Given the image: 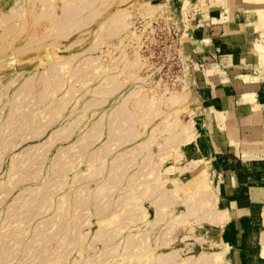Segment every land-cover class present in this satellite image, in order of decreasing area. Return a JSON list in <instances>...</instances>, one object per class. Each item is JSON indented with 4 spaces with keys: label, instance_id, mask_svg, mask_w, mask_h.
<instances>
[{
    "label": "rangeland",
    "instance_id": "rangeland-1",
    "mask_svg": "<svg viewBox=\"0 0 264 264\" xmlns=\"http://www.w3.org/2000/svg\"><path fill=\"white\" fill-rule=\"evenodd\" d=\"M39 1L0 3V264H229L198 229L217 202L206 166L177 159L202 0ZM243 1L264 29V0ZM199 193L212 202L187 214Z\"/></svg>",
    "mask_w": 264,
    "mask_h": 264
},
{
    "label": "crops",
    "instance_id": "crops-1",
    "mask_svg": "<svg viewBox=\"0 0 264 264\" xmlns=\"http://www.w3.org/2000/svg\"><path fill=\"white\" fill-rule=\"evenodd\" d=\"M202 9L187 43L200 67L195 135L177 159L205 164L225 214L221 222L199 226L200 236L227 245L229 264H264V29L252 11L227 0H202Z\"/></svg>",
    "mask_w": 264,
    "mask_h": 264
},
{
    "label": "bare ground",
    "instance_id": "bare-ground-1",
    "mask_svg": "<svg viewBox=\"0 0 264 264\" xmlns=\"http://www.w3.org/2000/svg\"><path fill=\"white\" fill-rule=\"evenodd\" d=\"M70 1V0H69ZM228 1V4H230L231 5V3H232V0H227ZM39 2H41L42 4H44V2L42 1V0H40ZM90 2V1H89ZM247 0H245V1H243V5L244 6H246V4H247ZM255 4V3H254ZM252 5V4H251ZM46 6V5H45ZM254 6V5H253ZM154 7V6H153ZM20 10V9H19ZM82 11H83V5H81L79 2H75V3H73L72 4V6L70 7V9L68 8V7H66V9L65 10H63V19L66 21V22H68V21H71L72 23H75L76 22V19L74 18V17H76V16H78V14H80V13H82ZM69 13V14H68ZM33 14V13H32ZM31 14V16L33 17V15ZM35 14H38L37 12H35ZM19 15H20V12H19ZM35 16V15H34ZM14 18V15H8V16H6V19H13ZM34 18V17H33ZM55 19H57V17L55 18ZM1 20H2V18H1ZM114 20H115V23L116 22H119L121 19L118 17V16H114ZM53 21H55V20H53ZM52 23V22H51ZM69 23V22H68ZM66 24L67 23H65V24H61V26L63 27V25L64 26H66ZM24 25V24H23ZM23 25L21 26V30L23 29ZM60 25V24H59ZM68 25V24H67ZM10 27L11 26H9V30H10ZM65 28V27H64ZM13 30H15V29H13ZM189 33H190V29H189ZM44 78H45V76H44ZM51 80V79H50ZM49 80V81H50ZM37 82V81H36ZM23 83V82H22ZM48 84V83H47ZM24 85V84H23ZM44 85V84H43ZM42 84H41V86H43ZM49 85V84H48ZM53 85H55V84H53ZM25 86V85H24ZM45 87V89L47 88L45 85L42 87V88H44ZM32 88V87H31ZM30 89V88H29ZM44 89V90H45ZM41 90V89H40ZM39 91V90H38ZM46 108V107H45ZM53 108V107H52ZM51 108V109H52ZM118 108V107H117ZM118 110H121V109H118ZM118 110H117V112H118ZM123 111V110H122ZM122 111H121V113H122ZM131 113V112H130ZM129 113V114H130ZM126 114V113H125ZM119 115H121L120 113L118 114V116ZM127 115H128V113H127ZM132 115V114H131ZM130 115V116H131ZM121 116H124V115H121ZM129 119H131V117H129ZM199 121V120H198ZM185 129L187 130V131H185ZM193 129H195V120H194V118L193 117H191V119L185 124V125H183L182 126V128H181V131H182V133H185V132H189V131H191V130H193ZM89 156H91V155H89ZM198 162H196V161H194V160H189V161H187V163H186V165L182 168V170L184 171V172H186V171H190V170H192V169H195V168H197L198 167ZM102 185V184H101ZM99 186V190H98V193H97V190H96V192L95 193H97V194H101L102 192L104 193V188H103V185L102 186ZM100 187H102V188H100ZM94 193V194H95ZM97 194H95V195H97ZM93 195V194H92ZM91 195V197L92 198H96L97 196H95V197H93ZM213 195H214V193H213ZM206 196H207V194L205 193V194H202L201 195V193H199L198 195H197V197L196 196H191L190 195V198L192 199V200H189L188 199V195L187 196H185L184 198V201L186 202V208H187V214H192V210L194 211V210H196V207L198 206V205H200V204H202L203 202H205V201H207L208 203H209V201H211L209 198H212V197H209L207 200H206ZM172 197V196H171ZM213 197H215L216 198V195H214ZM169 198V197H168ZM174 198V197H173ZM214 199V198H213ZM175 200V199H174ZM173 200V201H174ZM216 201V199L214 200V203L212 202V206H211V208L212 209H208L209 211V215H210V222H213V223H216V222H221L223 219H225V214H224V211H221V210H219L218 208H217V202H215ZM174 203V202H173ZM207 215H208V213H207ZM125 242H128V241H125ZM176 251H173V252H170L168 255H167V258H169V260L168 261H174L175 260V256H176V254H174ZM201 253H203L201 256H203V257H205V256H208V252H201ZM223 254V249L220 251V252H215V255L217 256H221ZM166 257H164V259H165ZM178 258V257H177ZM174 259V260H173ZM215 261H217V260H215Z\"/></svg>",
    "mask_w": 264,
    "mask_h": 264
}]
</instances>
